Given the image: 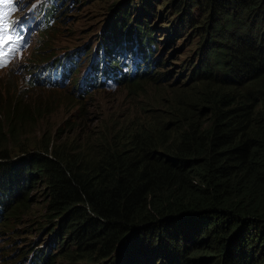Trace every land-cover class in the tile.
I'll return each mask as SVG.
<instances>
[{"label":"trees","instance_id":"obj_1","mask_svg":"<svg viewBox=\"0 0 264 264\" xmlns=\"http://www.w3.org/2000/svg\"><path fill=\"white\" fill-rule=\"evenodd\" d=\"M152 1L174 12L159 18L167 26H153ZM139 2L124 0L112 14L94 78L115 74L127 88H156L157 97L143 101L135 92L121 116L78 144L60 134L85 127L84 116L57 135L43 131L31 148L25 133L49 105L43 113L19 97L0 105V231L30 209L41 186L54 228L47 250L28 264H54L57 255L103 264H264V0ZM51 3L34 13L40 37L58 23ZM162 31L169 41L186 33L195 43L180 63L187 75L174 82L152 59ZM125 57L136 58L131 76L117 67ZM142 60L150 63L139 73Z\"/></svg>","mask_w":264,"mask_h":264},{"label":"rangeland","instance_id":"obj_2","mask_svg":"<svg viewBox=\"0 0 264 264\" xmlns=\"http://www.w3.org/2000/svg\"><path fill=\"white\" fill-rule=\"evenodd\" d=\"M123 1L0 0V15L7 12L14 20L24 19L32 25L33 38L32 45L17 55L7 69L0 71V105L3 108L6 107L15 97H19L23 105L29 108L36 107L42 113L45 111V105H49L48 115L38 122V126L33 131L25 133L29 141L27 148H31L34 142L40 140L43 131L47 130L52 132L53 136L57 135L58 129L65 128L66 121L72 119L81 122L83 120L81 116H84L87 119V122L83 123L85 127L75 126L69 130L64 129L60 134L66 137L63 143L78 144L97 126L109 125L113 120L107 118L112 114L121 116L124 110L133 103L130 98L135 92L140 93L143 101H149L159 95L156 88L149 85H142L143 90H141L140 88L129 89L125 85L117 86L108 82L98 86L95 82L93 65H95L97 46L100 48L102 45L101 39L105 28L110 23L112 14L116 13L118 5ZM49 2H52L51 5L53 3L57 5L58 23L52 25L51 31L46 36L40 37L31 12L37 7L44 8ZM66 5L68 7L64 9ZM134 5L140 7L142 4L139 0H134ZM164 5L165 2L157 5L156 1H152L151 7L155 8V13H152L156 16H153L151 20L153 26H167L161 23L160 17L168 20L173 18L174 12L168 9L169 5L163 8ZM61 10H63L62 13L58 14ZM20 23L23 24L21 21ZM155 36L161 44L152 59L160 58L163 64L159 67L160 71L171 72L169 78L173 82L178 79L180 73L185 77L188 72L180 70V63L192 57L191 53L195 43L192 42L190 35L184 33L172 41H169L166 31L155 33ZM87 53V57L84 58ZM69 59H73L76 64L72 65ZM63 65L68 68V73L61 85L62 89L42 87L39 78L37 84H31L28 81V79L36 80L35 74L38 70L41 76H46L48 72L51 74L55 72V67ZM139 66L141 67L142 63ZM157 67L154 66V70L149 71L153 78L157 75L153 73ZM126 69L129 68L124 67V71L129 75L130 70L128 72ZM139 71L141 72L142 68ZM159 77L161 76L157 78ZM173 85L178 86L175 84L171 86ZM76 96H82V99L79 100ZM81 107L84 113L80 112ZM95 115H103L105 118H100L99 122H93L92 117ZM0 118H3V114ZM75 129L78 131L74 132ZM36 189L31 194L30 209L16 223L14 221L17 219H13L8 223L9 227L0 231V254H6V264H28L34 252L39 249L47 250L44 242L48 241L47 234L54 228L53 217L51 218L46 210L42 194L44 187L37 186ZM20 250L23 254L27 252V257L23 259L22 256L19 257ZM0 264H4L1 261V255ZM54 264H103V262H77L74 258L67 259L57 255Z\"/></svg>","mask_w":264,"mask_h":264},{"label":"clouds","instance_id":"obj_3","mask_svg":"<svg viewBox=\"0 0 264 264\" xmlns=\"http://www.w3.org/2000/svg\"><path fill=\"white\" fill-rule=\"evenodd\" d=\"M33 20H34V22L36 23V19L35 18H32ZM32 33V32H31ZM32 41H33V38H32V35L30 34V36L28 37V39H27V41H26V43H25V47H24V49H22V51H20L19 53H18V55L20 54V53H22V52H24V51H26L31 45H32ZM120 57H122V56H120ZM16 58V57H15ZM105 61H106V59H104ZM14 61V60H13ZM122 61H123V63H122ZM101 63L102 62V60L101 59H98V60H95L94 61V64H96V63ZM108 64H110L111 62L110 61H106ZM135 63H136V58H133V60H128V59H126V57L124 58V59H121V61H120V63H118L117 64V67H118V70L119 71H123L125 74H127L125 71H124V67H127V68H129V69H126L128 72H129V70H130V73H129V75L128 76H131L132 75V73H134V65H135ZM142 63V66L140 67H138V72L139 73H142L143 71H144V68H147L148 67V64L150 63V60H142V61H140V64ZM139 64V65H140ZM51 67V66H50ZM49 68V67H48ZM64 67V65L63 66H58V67H55V72L53 71L52 72V74L51 73H49L48 72V74L46 75V76H41L39 73V70H38V72L35 74V76H36V80H32V79H28V81H30L31 82V84H37L38 83V78H39V80H41V82H39L41 85H42V87H47L48 89H55V88H57V89H62V84H63V82L66 80V75H67V73H68V71H67V69ZM133 68V69H132ZM140 68H142V71L140 72L139 71V69ZM150 68H151V64H150V66H149V71H150ZM7 69V68H6ZM5 70V69H4ZM64 72L63 73V75L61 74V72ZM95 65H93V75H94V73H95ZM102 76V72H99V76ZM113 76H115L116 77V79H114V80H112V79H107V78H103V81H101V82H97V80L95 79V82H96V84L98 85V86H102L105 82H108V83H113V84H115V85H117V86H120L123 82H121L120 80H119V78H120V76H116L115 74H113ZM26 77H28V75H26ZM59 79V82L57 83V80ZM129 89H132V88H129ZM86 95H88V94H86ZM76 97H79V96H76ZM81 98H82V96H81Z\"/></svg>","mask_w":264,"mask_h":264},{"label":"snow or ice","instance_id":"obj_4","mask_svg":"<svg viewBox=\"0 0 264 264\" xmlns=\"http://www.w3.org/2000/svg\"><path fill=\"white\" fill-rule=\"evenodd\" d=\"M7 16V12L4 14ZM10 25L5 22L3 25V29L0 30V45H6L7 43L12 41V37L9 35ZM15 49H11L10 51H14Z\"/></svg>","mask_w":264,"mask_h":264},{"label":"bare ground","instance_id":"obj_5","mask_svg":"<svg viewBox=\"0 0 264 264\" xmlns=\"http://www.w3.org/2000/svg\"><path fill=\"white\" fill-rule=\"evenodd\" d=\"M68 5V4H67Z\"/></svg>","mask_w":264,"mask_h":264}]
</instances>
